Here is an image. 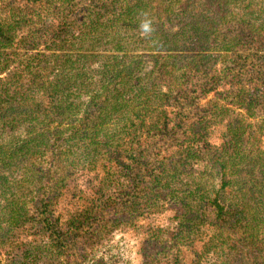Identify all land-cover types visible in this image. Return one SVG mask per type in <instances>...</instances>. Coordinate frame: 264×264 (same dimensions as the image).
<instances>
[{
  "label": "trees",
  "instance_id": "1",
  "mask_svg": "<svg viewBox=\"0 0 264 264\" xmlns=\"http://www.w3.org/2000/svg\"><path fill=\"white\" fill-rule=\"evenodd\" d=\"M27 2L0 0V264H109L128 229L141 264H264V0Z\"/></svg>",
  "mask_w": 264,
  "mask_h": 264
},
{
  "label": "rangeland",
  "instance_id": "2",
  "mask_svg": "<svg viewBox=\"0 0 264 264\" xmlns=\"http://www.w3.org/2000/svg\"><path fill=\"white\" fill-rule=\"evenodd\" d=\"M20 5L25 3L29 4L27 0H16ZM40 46L38 49H42ZM44 49V48H43ZM208 96V98H210ZM201 102H204L203 100ZM210 142L218 145L220 139L218 135L212 134ZM99 172H75L72 173L69 179L66 180V185L62 190V198L58 203L59 211L64 213V209H72L73 206L82 208L86 198L91 197L94 188L100 184V179L103 176L102 168H98ZM172 213L164 211L159 214L146 215L138 225L142 226H164L170 223ZM141 226V227H142ZM144 233L142 229H128L111 236L101 247L92 249L91 253L96 257H103L109 264H141V254L139 252L140 245ZM32 239L24 231L18 233L16 239L12 240L13 243L21 244L31 242ZM202 243L196 242L190 249H182L180 257L185 264H192L194 258V251L200 252ZM3 257L13 254L14 249L12 245L7 246L3 250ZM205 260V258L203 259Z\"/></svg>",
  "mask_w": 264,
  "mask_h": 264
},
{
  "label": "clouds",
  "instance_id": "3",
  "mask_svg": "<svg viewBox=\"0 0 264 264\" xmlns=\"http://www.w3.org/2000/svg\"><path fill=\"white\" fill-rule=\"evenodd\" d=\"M143 19L139 23V31L145 38H151L156 32V28L147 12L141 13Z\"/></svg>",
  "mask_w": 264,
  "mask_h": 264
}]
</instances>
